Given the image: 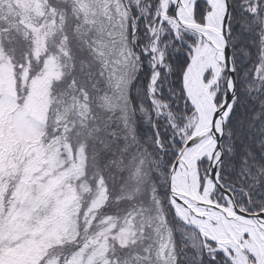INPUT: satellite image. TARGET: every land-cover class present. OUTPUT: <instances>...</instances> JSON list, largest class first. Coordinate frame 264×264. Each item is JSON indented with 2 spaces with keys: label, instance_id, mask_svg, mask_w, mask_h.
Returning a JSON list of instances; mask_svg holds the SVG:
<instances>
[{
  "label": "snow or ice",
  "instance_id": "obj_1",
  "mask_svg": "<svg viewBox=\"0 0 264 264\" xmlns=\"http://www.w3.org/2000/svg\"><path fill=\"white\" fill-rule=\"evenodd\" d=\"M0 264H264V0L0 24Z\"/></svg>",
  "mask_w": 264,
  "mask_h": 264
},
{
  "label": "rangeland",
  "instance_id": "obj_2",
  "mask_svg": "<svg viewBox=\"0 0 264 264\" xmlns=\"http://www.w3.org/2000/svg\"><path fill=\"white\" fill-rule=\"evenodd\" d=\"M1 2L3 5H1ZM33 0H0V7L3 6L9 13L16 11V9H22L25 15L31 12ZM14 17V16H13Z\"/></svg>",
  "mask_w": 264,
  "mask_h": 264
},
{
  "label": "trees",
  "instance_id": "obj_3",
  "mask_svg": "<svg viewBox=\"0 0 264 264\" xmlns=\"http://www.w3.org/2000/svg\"><path fill=\"white\" fill-rule=\"evenodd\" d=\"M1 10H2L1 11V15L3 17V24L4 25H7L9 27H16L17 26V28L23 29V22H21L22 18L25 20L28 16L25 17V16L21 15V13H19V16L21 17V20L18 18V23H16L14 21L11 13H9L4 7H2ZM14 23L16 25H14ZM0 24H2V23L0 22Z\"/></svg>",
  "mask_w": 264,
  "mask_h": 264
}]
</instances>
